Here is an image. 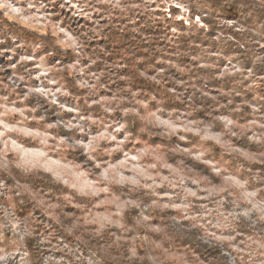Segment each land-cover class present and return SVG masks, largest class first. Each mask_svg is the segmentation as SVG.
I'll return each mask as SVG.
<instances>
[{"label": "clouds", "instance_id": "clouds-1", "mask_svg": "<svg viewBox=\"0 0 264 264\" xmlns=\"http://www.w3.org/2000/svg\"><path fill=\"white\" fill-rule=\"evenodd\" d=\"M0 0V264H264V0Z\"/></svg>", "mask_w": 264, "mask_h": 264}, {"label": "trees", "instance_id": "trees-1", "mask_svg": "<svg viewBox=\"0 0 264 264\" xmlns=\"http://www.w3.org/2000/svg\"><path fill=\"white\" fill-rule=\"evenodd\" d=\"M213 6L220 12H227V5L223 3V0H211Z\"/></svg>", "mask_w": 264, "mask_h": 264}]
</instances>
